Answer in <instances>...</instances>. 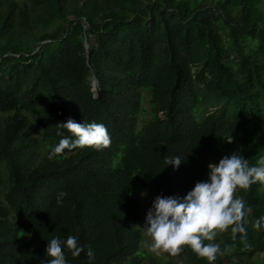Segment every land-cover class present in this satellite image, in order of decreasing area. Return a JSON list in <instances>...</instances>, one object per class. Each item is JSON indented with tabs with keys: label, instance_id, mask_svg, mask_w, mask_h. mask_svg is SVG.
Here are the masks:
<instances>
[{
	"label": "trees",
	"instance_id": "trees-1",
	"mask_svg": "<svg viewBox=\"0 0 264 264\" xmlns=\"http://www.w3.org/2000/svg\"><path fill=\"white\" fill-rule=\"evenodd\" d=\"M0 115V264H43L68 235L69 264H180L143 251L139 191L183 197L210 161L264 159V0H0ZM69 117L110 146L50 158ZM233 196L246 232L217 230L214 264H264V184Z\"/></svg>",
	"mask_w": 264,
	"mask_h": 264
},
{
	"label": "clouds",
	"instance_id": "clouds-1",
	"mask_svg": "<svg viewBox=\"0 0 264 264\" xmlns=\"http://www.w3.org/2000/svg\"><path fill=\"white\" fill-rule=\"evenodd\" d=\"M60 128L66 129L70 136H63L50 152L52 156L61 154L65 149L91 147L102 150L110 146L112 139L108 128L103 123L77 122L71 117L59 123ZM184 159L172 156L167 159V165L173 169L179 168ZM264 184V159L259 166L249 165L238 151L224 155L218 162L210 161L207 165V178L197 181L194 187L183 197L177 195L158 194L146 211L143 228L151 238L150 251L159 255L167 252L176 255L187 245L198 256L207 259L208 264H214L220 246L213 243L217 230H224L229 225H235L233 232H246L243 218L251 212L250 207L239 196L233 193L238 189H248L252 184ZM65 193H60L58 202L62 201ZM147 195L146 192L141 193ZM264 217L254 225L257 229L262 226ZM241 222V223H237ZM209 243H204V241ZM65 249L73 257L84 251V245L76 235L64 238L54 236L47 241L45 253L48 259L43 264H69L65 258ZM89 264H93L95 253L88 248Z\"/></svg>",
	"mask_w": 264,
	"mask_h": 264
},
{
	"label": "rangeland",
	"instance_id": "rangeland-1",
	"mask_svg": "<svg viewBox=\"0 0 264 264\" xmlns=\"http://www.w3.org/2000/svg\"><path fill=\"white\" fill-rule=\"evenodd\" d=\"M92 86L94 87V83L92 82ZM95 89V88H94ZM1 117V115H0ZM142 192H146L147 195L142 196L141 193ZM139 195L142 201V207H143V212H142V218L146 217V211L147 209L150 207L152 200L154 199V195H152L151 191L149 189H142L139 191ZM143 225H144V221H143ZM145 232V230H144ZM151 244V238L149 236H147L146 232H145V240L142 244V249L143 251H145L147 254H155L152 251H150L149 245ZM157 255V254H155ZM160 256L163 257H167L170 256L169 253L167 252H161V254H159ZM173 258L178 259V262L180 264H184L183 260H181V258L179 257V255H174Z\"/></svg>",
	"mask_w": 264,
	"mask_h": 264
},
{
	"label": "water",
	"instance_id": "water-1",
	"mask_svg": "<svg viewBox=\"0 0 264 264\" xmlns=\"http://www.w3.org/2000/svg\"><path fill=\"white\" fill-rule=\"evenodd\" d=\"M85 46H86V48L88 49V42H87V41L85 42ZM93 83H94L93 91H96L97 86H98V79L95 78V79L93 80ZM94 88H95V89H94Z\"/></svg>",
	"mask_w": 264,
	"mask_h": 264
}]
</instances>
